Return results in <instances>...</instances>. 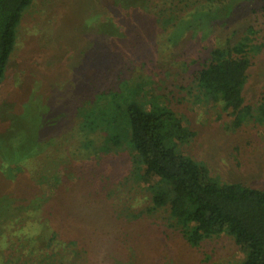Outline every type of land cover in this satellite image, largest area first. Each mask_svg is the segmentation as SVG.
<instances>
[{
  "label": "rangeland",
  "instance_id": "obj_1",
  "mask_svg": "<svg viewBox=\"0 0 264 264\" xmlns=\"http://www.w3.org/2000/svg\"><path fill=\"white\" fill-rule=\"evenodd\" d=\"M144 1L146 10L138 0H35L24 13L0 85V144L14 133L31 144L34 138L28 131L43 129L46 136L35 162L40 183L32 187L52 198L53 203L44 207L61 211L63 218L57 211L51 219L53 227L76 224L79 233L56 238L31 235L37 224L21 219L0 235V264H241L245 260L243 250L227 234L194 247L167 210L150 213L151 195L139 179L142 171L136 170L140 166L133 160L135 153L126 146L99 150L105 143L102 133L94 138L98 150H85L82 145L87 141L78 133L73 112L106 86L118 89L121 82L145 76L157 84L153 91L162 103L184 117L195 134L183 148L184 155L205 165L223 183L264 190V0H227L218 9L220 20L211 19L207 28L194 23L188 31L184 26L162 30L147 23L164 2ZM250 26L257 33L252 45L261 46L260 52L250 54L252 67L244 90L245 105L253 108L254 118L237 128L223 106L196 98L194 74L209 51L229 40L236 44L248 35ZM115 27L132 38L129 45L136 52L122 64L113 58L104 62L92 49L113 36ZM92 40L97 42L89 45ZM59 113L64 115L60 122L64 132L57 137L50 122ZM4 151L0 146V154ZM23 196L15 194L27 199Z\"/></svg>",
  "mask_w": 264,
  "mask_h": 264
},
{
  "label": "trees",
  "instance_id": "obj_2",
  "mask_svg": "<svg viewBox=\"0 0 264 264\" xmlns=\"http://www.w3.org/2000/svg\"><path fill=\"white\" fill-rule=\"evenodd\" d=\"M34 1L0 0V85L15 50L23 15ZM163 2L161 9L156 6L158 9L152 22L147 23H154L162 30L184 26L188 31L194 29L190 28L194 23L207 28L211 26V19L220 20L222 16L218 9L227 0ZM139 7L148 9L144 0ZM142 19L140 21L146 22V19ZM122 27H115L113 36L109 34L100 48L92 47L98 51L94 56L104 62L113 58L115 62L119 60L120 64L132 60L136 54L129 45L132 38L124 36ZM126 33H129L128 30ZM256 34L255 27L250 26L248 35L236 44L229 40L214 47L209 51L207 61L194 74L196 98L201 102L223 106L234 116V126L237 128L248 118H254L253 108L245 105L244 90L252 67L253 58L250 54L261 51V46L252 45ZM96 42L92 40L89 45ZM93 63L96 64L95 61ZM155 85L145 76L130 83L121 82L118 89L111 84L93 101L83 102L76 107L73 117L78 119V133L87 141L82 148H96L94 138L99 133L103 134L102 143L105 142L99 146V150L126 146L135 153L133 160L135 165L140 166L136 170L142 171L139 179L151 195L150 213L167 210L170 217L181 226L188 243L194 247L207 239L227 234L245 253V260L241 264H264V190L241 183H223L213 178L205 165L184 155L183 148L195 134L184 117L178 116L162 103L160 96L153 91ZM261 110L264 114V104ZM63 117L59 113L50 122L53 126L51 130H57V137L64 132L61 128L64 125L60 124ZM38 127L34 134L27 129L29 137L34 138L31 144H28V138L19 139L20 133L12 134L10 139L0 144L5 150L4 155L0 154V235L4 228H7V233L8 225L10 229L21 219H27L30 223L33 219L37 228L33 229L31 235L56 238L73 233L76 236L79 233L76 224L69 228H55L50 224L51 219L57 216V211V217H62L61 211L44 207L45 204L53 203L52 198L44 197L32 187L40 183L35 162L46 136L43 135V129ZM28 147H32L31 150ZM50 179L55 180L54 177H43V180ZM15 186H18L17 190ZM15 194L24 195L27 199L16 198ZM42 216L46 218L42 219ZM17 233L25 231L17 230Z\"/></svg>",
  "mask_w": 264,
  "mask_h": 264
}]
</instances>
